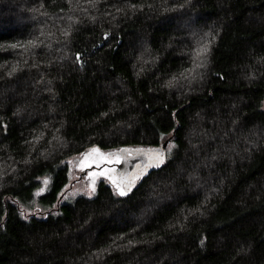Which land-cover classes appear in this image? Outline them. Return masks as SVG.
Segmentation results:
<instances>
[{
  "label": "trees",
  "instance_id": "16d2710c",
  "mask_svg": "<svg viewBox=\"0 0 264 264\" xmlns=\"http://www.w3.org/2000/svg\"><path fill=\"white\" fill-rule=\"evenodd\" d=\"M0 264H264V0H0Z\"/></svg>",
  "mask_w": 264,
  "mask_h": 264
},
{
  "label": "rangeland",
  "instance_id": "374dc122",
  "mask_svg": "<svg viewBox=\"0 0 264 264\" xmlns=\"http://www.w3.org/2000/svg\"><path fill=\"white\" fill-rule=\"evenodd\" d=\"M167 147H168V145H167ZM167 147H166V150H167ZM87 154H88L87 156L85 154L82 156H76V157L72 158L71 160H69L67 163L68 168H69V172H68L69 182H73L72 186H69L68 189L65 191V194H64L65 197L69 200L71 199L74 201L78 197H87V198L94 197V195L96 193V189H95L94 194L89 195V192L92 191V187H91L92 179H93L92 174H94V173H105V171L107 169H114V168L110 167L111 165L108 164L109 162L107 160H104V161L99 163V166H101L102 163L107 164L106 166H103L102 168L95 167V169L88 171L87 175L85 176V178L82 181H81L82 178L78 180L80 173L84 170L85 167H89L92 165L97 166L96 162H94L97 158L96 154L92 153V152H88ZM111 164H113V163H111ZM123 169H124V160L121 161L120 164H118L117 171L121 174ZM111 175L114 176L117 180H121L118 176H116L115 171L112 172ZM102 181L108 182L109 184H111V186L114 189V186H113L111 180L108 178L107 174L97 175L95 177V187L99 182H102ZM43 184H44V186L41 189V192L44 190V187L46 185V180L43 182ZM115 192H116V190H115Z\"/></svg>",
  "mask_w": 264,
  "mask_h": 264
},
{
  "label": "snow or ice",
  "instance_id": "6c2138e0",
  "mask_svg": "<svg viewBox=\"0 0 264 264\" xmlns=\"http://www.w3.org/2000/svg\"><path fill=\"white\" fill-rule=\"evenodd\" d=\"M15 47V46H13ZM207 52V48L205 47V49L202 51V55L206 54ZM169 148H171V145H169ZM92 153L96 154V160L94 162H96L97 167H99V163L107 160L109 163H114V164H118L121 162V159L123 157L124 154L127 155H132V154H145L148 156L149 158V163L147 165H145L144 167L141 166H137V172L130 178H128L126 181L125 180H117L114 176L111 175L112 172L115 171V169H107L105 171V173H94L92 174L93 179H92V191L89 192V195L94 194L95 192V177L97 175H108V178L111 180L114 189L116 190L117 194L120 196H125L128 194V192L131 191L132 187L135 184V181L137 179H139V177L144 173V171L146 170L147 167L152 166L153 164L155 166H159L160 164H162L164 162V154L162 151L160 150H154V149H148V150H144V149H135V150H131V149H119L114 153H108V154H104L102 152H100V150L98 148H93L91 150ZM86 156L88 155L87 153L85 154Z\"/></svg>",
  "mask_w": 264,
  "mask_h": 264
},
{
  "label": "water",
  "instance_id": "95a60500",
  "mask_svg": "<svg viewBox=\"0 0 264 264\" xmlns=\"http://www.w3.org/2000/svg\"><path fill=\"white\" fill-rule=\"evenodd\" d=\"M167 145L168 142H165L161 147L157 149L163 152L164 157H165ZM122 158L124 160V169H123L124 178H129L133 176L137 172L138 165L144 167L149 163V158L145 154H135V153L132 155L124 154ZM152 166H154V164ZM152 166L147 167L146 170L151 168Z\"/></svg>",
  "mask_w": 264,
  "mask_h": 264
}]
</instances>
